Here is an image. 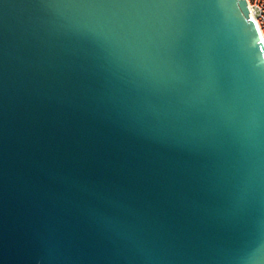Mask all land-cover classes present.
Segmentation results:
<instances>
[{"label":"water","instance_id":"water-1","mask_svg":"<svg viewBox=\"0 0 264 264\" xmlns=\"http://www.w3.org/2000/svg\"><path fill=\"white\" fill-rule=\"evenodd\" d=\"M261 49L245 0H0V264H264Z\"/></svg>","mask_w":264,"mask_h":264},{"label":"built area","instance_id":"built-area-1","mask_svg":"<svg viewBox=\"0 0 264 264\" xmlns=\"http://www.w3.org/2000/svg\"><path fill=\"white\" fill-rule=\"evenodd\" d=\"M245 2L248 18L252 19L261 40H264V0H245Z\"/></svg>","mask_w":264,"mask_h":264},{"label":"snow or ice","instance_id":"snow-or-ice-1","mask_svg":"<svg viewBox=\"0 0 264 264\" xmlns=\"http://www.w3.org/2000/svg\"><path fill=\"white\" fill-rule=\"evenodd\" d=\"M262 43H264V40H261ZM261 51H264V49H261Z\"/></svg>","mask_w":264,"mask_h":264}]
</instances>
